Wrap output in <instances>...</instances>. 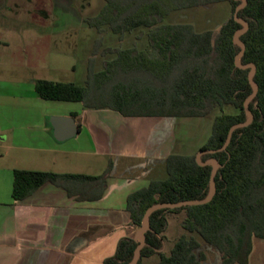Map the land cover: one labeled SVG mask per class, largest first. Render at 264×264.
Returning <instances> with one entry per match:
<instances>
[{"label": "trees", "instance_id": "obj_1", "mask_svg": "<svg viewBox=\"0 0 264 264\" xmlns=\"http://www.w3.org/2000/svg\"><path fill=\"white\" fill-rule=\"evenodd\" d=\"M228 1L229 17L217 30L196 31L191 23H164L171 11ZM241 0H103L99 12L85 22L101 32L107 27L120 38L134 29L146 36L147 47H105L113 53L100 70L88 67L84 85L37 79L36 94L46 100L81 102L86 109H110L123 116L199 117L213 109L211 132L198 150L217 149L224 143L231 125L245 121L244 101L252 93L250 68L235 64L240 46L234 32L242 24L233 17ZM248 23L240 36L245 48L240 64L254 63L252 80L257 84L248 102L251 122L235 128L226 148L203 153L200 162L215 158V192L203 204L158 208L149 216V229L137 264L158 256L156 264H202L206 253L200 237L218 255V264H248L253 239H264V0H247L237 12ZM234 112H223L224 106ZM75 117L76 113H71ZM211 164H200L196 154L171 153L165 158L166 177L152 179L129 192L126 209L133 226H139L145 210L156 203L203 199L209 193ZM111 165L97 176L70 172L13 169L12 197L23 199L46 182L63 187L68 194L89 183L101 188ZM79 195L81 190H76ZM185 232L169 252L161 250L169 213H180ZM196 235V236H195ZM134 235L119 239L114 254L102 264H126L133 257Z\"/></svg>", "mask_w": 264, "mask_h": 264}, {"label": "crops", "instance_id": "obj_2", "mask_svg": "<svg viewBox=\"0 0 264 264\" xmlns=\"http://www.w3.org/2000/svg\"><path fill=\"white\" fill-rule=\"evenodd\" d=\"M33 57L24 66L29 69L24 76H14L7 89L0 86V264H102L121 237L135 233L127 194L159 179L153 173L163 179L169 154H186L177 147L176 129L184 126L180 122L177 127L178 117L171 116H123L113 110V115L99 116L108 109H86L81 102L58 111L55 100L36 94L34 83L44 79L39 70L62 67L56 60L48 66L32 62ZM71 113L77 114L78 126L73 143L56 140L47 117ZM109 165L99 198L92 196L101 183L75 187L79 195L50 182L23 199L12 197L15 168L97 176ZM97 166L99 172L90 170ZM248 264H264V239H253Z\"/></svg>", "mask_w": 264, "mask_h": 264}, {"label": "rangeland", "instance_id": "obj_3", "mask_svg": "<svg viewBox=\"0 0 264 264\" xmlns=\"http://www.w3.org/2000/svg\"><path fill=\"white\" fill-rule=\"evenodd\" d=\"M102 5L103 0H0V40L6 42L5 45L0 43V86L7 89L14 76L17 74L24 76L27 73L29 69L24 66L29 63V56H34L32 62L40 61V64L48 66L56 60L55 63L62 67L60 70L48 67L39 70L37 74L42 78L84 85L89 66L95 71L100 70L103 62L114 56L113 53H103L105 47L136 46L139 49L147 47L146 36L139 35L141 28L134 29L120 38L107 27L99 32L94 27L88 26L85 19L95 16ZM230 12V3L219 1L171 11L164 16L163 22L191 23L196 31L206 29L215 31L229 17ZM22 49H25L26 53L22 52ZM73 104L62 101L53 103L58 111L64 110L62 107L65 105ZM235 110L230 105L222 108L223 112ZM219 112V108H215L205 116L178 117L177 127L180 122L184 126L179 129L176 127L177 147L180 148V152L196 153L199 148H197L198 143L204 142L211 132L213 118ZM101 113L103 114L99 116L113 115L110 109ZM50 116L47 117V121ZM73 139L75 138L62 142L73 143ZM2 152L3 149L0 148V153ZM78 158L86 160L89 158L88 161L95 159L97 163L100 160L97 156L79 155ZM90 170L99 172L101 169L97 166ZM164 175L166 177V170ZM152 176V178H161L158 173H153ZM183 215V212L167 215L168 224L161 248L163 252H169L175 239L185 232L181 227ZM137 227L134 226V229L136 230ZM196 237L206 253V259L202 264H218L216 252L200 237ZM143 262L156 264L158 256L143 258Z\"/></svg>", "mask_w": 264, "mask_h": 264}, {"label": "water", "instance_id": "obj_4", "mask_svg": "<svg viewBox=\"0 0 264 264\" xmlns=\"http://www.w3.org/2000/svg\"><path fill=\"white\" fill-rule=\"evenodd\" d=\"M247 3V0H241L240 3H238L233 11V17L236 21L242 24V27L237 29L233 34V40L235 43H237L240 46V51L235 55L234 61L235 64L238 65L241 68H250L248 72V79L253 87V91L249 96L245 99L243 105L244 110L247 115V119L242 122L235 123L230 126L226 139L221 147L217 149H207V150H198L196 153V159L200 164H211V171H210V177H209V193L208 195L203 199H189V200H181L178 202H163V203H156L151 206H149L143 216L140 225L136 228L133 238L137 241V245L135 247V251L133 254V257L128 261L126 264H137L138 259L140 258V250L142 246L145 244V232L147 229H149L150 223H149V216L150 213L158 208H175L185 205H195V204H203L210 200V198L213 196L215 192V180L214 176L216 173V170L219 166V163L215 158H209L204 162H200V155L206 152L214 153L216 151H221L226 148L228 145L232 132L235 128L243 127L248 125L252 120V113L248 109V102L254 97L257 90V84L252 80V76L255 72V64L254 63H247V64H240V56L242 55L245 45L240 40L239 36L246 31L248 27V23L243 20L242 18L238 17L237 12L239 9L243 8ZM49 124L52 127V135L53 137L58 141H64L69 138H72L75 136L78 132V126L76 123V119L72 116H59V115H51L48 120ZM211 161L212 163H209Z\"/></svg>", "mask_w": 264, "mask_h": 264}]
</instances>
